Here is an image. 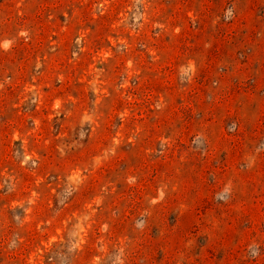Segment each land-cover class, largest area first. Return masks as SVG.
Listing matches in <instances>:
<instances>
[{
    "label": "rangeland",
    "instance_id": "obj_1",
    "mask_svg": "<svg viewBox=\"0 0 264 264\" xmlns=\"http://www.w3.org/2000/svg\"><path fill=\"white\" fill-rule=\"evenodd\" d=\"M0 264H264V0H0Z\"/></svg>",
    "mask_w": 264,
    "mask_h": 264
}]
</instances>
